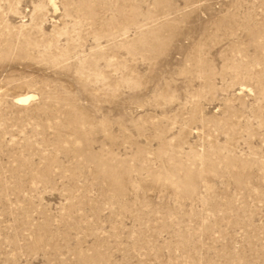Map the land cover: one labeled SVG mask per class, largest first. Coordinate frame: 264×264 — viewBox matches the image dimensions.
<instances>
[{"label":"rangeland","instance_id":"rangeland-1","mask_svg":"<svg viewBox=\"0 0 264 264\" xmlns=\"http://www.w3.org/2000/svg\"><path fill=\"white\" fill-rule=\"evenodd\" d=\"M0 264H264V0H0Z\"/></svg>","mask_w":264,"mask_h":264},{"label":"bare ground","instance_id":"bare-ground-1","mask_svg":"<svg viewBox=\"0 0 264 264\" xmlns=\"http://www.w3.org/2000/svg\"><path fill=\"white\" fill-rule=\"evenodd\" d=\"M23 101H25V100H23Z\"/></svg>","mask_w":264,"mask_h":264}]
</instances>
